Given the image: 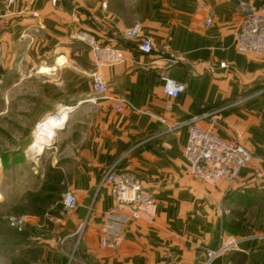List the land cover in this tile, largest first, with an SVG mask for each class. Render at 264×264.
I'll return each instance as SVG.
<instances>
[{
	"label": "crops",
	"instance_id": "0c3cea01",
	"mask_svg": "<svg viewBox=\"0 0 264 264\" xmlns=\"http://www.w3.org/2000/svg\"><path fill=\"white\" fill-rule=\"evenodd\" d=\"M241 1L264 6V0H0V90L38 82L25 98L34 117L74 105L51 151L33 161L23 193L0 196V264H201L205 247H217L223 235L238 237L239 250L213 264H264V58L237 50ZM135 23L142 25L139 38L124 41ZM79 29L122 45L126 61L96 65L90 48L71 37ZM142 40L153 43L152 53L138 50ZM166 51L179 63L171 64ZM163 75L185 89L167 97ZM113 98L123 101L121 110ZM205 114L201 126L214 124L221 137L237 138L252 152L235 180L209 185L193 177L188 126L169 129ZM112 166L139 176L157 203L155 222L126 224L117 250L100 243L114 200L99 185ZM65 192L77 199L71 210L64 209ZM54 198L58 206L48 200ZM12 216L25 218L22 229L11 226Z\"/></svg>",
	"mask_w": 264,
	"mask_h": 264
},
{
	"label": "built area",
	"instance_id": "2783aa9c",
	"mask_svg": "<svg viewBox=\"0 0 264 264\" xmlns=\"http://www.w3.org/2000/svg\"><path fill=\"white\" fill-rule=\"evenodd\" d=\"M17 0H9L14 3ZM239 27L236 34L237 50L247 53L255 58H264V6L255 7L253 4L241 1L239 4ZM5 17L0 11V20ZM211 23V18L207 19ZM142 30L141 23H135L124 31V41H137ZM1 32V27H0ZM71 37L87 45L96 65H117L127 59L124 47L113 42H102L97 35L86 29L75 30ZM138 50L145 54L154 51L150 40H142ZM166 58L171 64L179 63V57L166 51ZM225 67V63H221ZM162 91L169 98L177 97L186 87L168 75H163ZM95 89L99 93L106 91L102 82H97ZM90 101L97 105L98 99L93 97ZM114 107L117 110L123 108V101L113 98ZM169 106V105H168ZM74 110V105H66L56 113H65L67 117ZM208 115H196L184 123H178L169 127L186 124L188 126V140L185 146V156L190 166V174L196 179L216 185L219 181L237 179L240 170L247 165L252 157L251 150L239 139H225L221 137L212 124L203 127L201 119ZM166 122V119H162ZM107 186L114 200L113 205L105 214L100 229V243L103 247L112 250L119 249L123 244V228L126 224L144 220L150 224L155 222L157 203L154 195L147 190L141 178L135 174L110 167L103 175L99 187ZM65 210H71L78 204L72 192H65L62 197ZM11 226L22 229L25 224L23 216H13L9 219ZM84 226L81 223L79 230ZM205 258L201 264H213L215 259L232 251L239 250V238L234 235L221 236L220 243L215 248L205 247ZM70 261L74 255L69 256Z\"/></svg>",
	"mask_w": 264,
	"mask_h": 264
},
{
	"label": "rangeland",
	"instance_id": "374dc122",
	"mask_svg": "<svg viewBox=\"0 0 264 264\" xmlns=\"http://www.w3.org/2000/svg\"><path fill=\"white\" fill-rule=\"evenodd\" d=\"M38 89V82L29 80L17 87L5 86L0 90V196L3 195L5 201L18 192L23 193L25 175L29 177L33 161L48 155L55 139L54 136L43 151L33 156L27 154L36 140L38 126L45 120V117H34L33 112L25 111L28 104L25 98L29 99ZM48 200L55 206L60 204L59 199ZM3 205L5 211L11 209L10 205Z\"/></svg>",
	"mask_w": 264,
	"mask_h": 264
},
{
	"label": "bare ground",
	"instance_id": "6f19581e",
	"mask_svg": "<svg viewBox=\"0 0 264 264\" xmlns=\"http://www.w3.org/2000/svg\"><path fill=\"white\" fill-rule=\"evenodd\" d=\"M67 118L65 113H54L45 118V120L38 126L36 133V140L30 146L28 153L34 155L43 151L44 145H48L56 133V128L62 125Z\"/></svg>",
	"mask_w": 264,
	"mask_h": 264
},
{
	"label": "water",
	"instance_id": "95a60500",
	"mask_svg": "<svg viewBox=\"0 0 264 264\" xmlns=\"http://www.w3.org/2000/svg\"><path fill=\"white\" fill-rule=\"evenodd\" d=\"M52 142H53L52 144H54V140H53ZM46 146H47V145H44L43 149H45Z\"/></svg>",
	"mask_w": 264,
	"mask_h": 264
}]
</instances>
